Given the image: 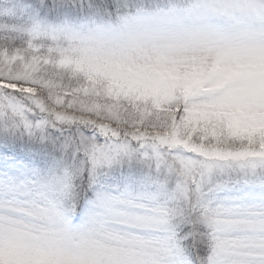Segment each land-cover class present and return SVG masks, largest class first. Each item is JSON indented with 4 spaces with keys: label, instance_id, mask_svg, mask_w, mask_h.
Instances as JSON below:
<instances>
[{
    "label": "snow or ice",
    "instance_id": "snow-or-ice-1",
    "mask_svg": "<svg viewBox=\"0 0 264 264\" xmlns=\"http://www.w3.org/2000/svg\"><path fill=\"white\" fill-rule=\"evenodd\" d=\"M0 264H264V0H0Z\"/></svg>",
    "mask_w": 264,
    "mask_h": 264
}]
</instances>
